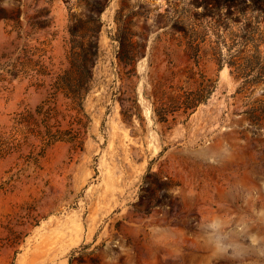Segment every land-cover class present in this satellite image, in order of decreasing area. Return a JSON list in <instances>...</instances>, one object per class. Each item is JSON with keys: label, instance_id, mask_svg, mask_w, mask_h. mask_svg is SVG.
Here are the masks:
<instances>
[{"label": "rangeland", "instance_id": "obj_1", "mask_svg": "<svg viewBox=\"0 0 264 264\" xmlns=\"http://www.w3.org/2000/svg\"><path fill=\"white\" fill-rule=\"evenodd\" d=\"M256 4L0 0V264H264Z\"/></svg>", "mask_w": 264, "mask_h": 264}, {"label": "trees", "instance_id": "obj_2", "mask_svg": "<svg viewBox=\"0 0 264 264\" xmlns=\"http://www.w3.org/2000/svg\"><path fill=\"white\" fill-rule=\"evenodd\" d=\"M254 1L257 2L256 4L257 9H261L264 6V0H254ZM216 5H218V3ZM228 65L231 66V64H228ZM230 72H232L231 69H230ZM210 92H211V89H206L204 93H201L195 89V90H190L189 95H183V96L179 95L178 98L183 99L181 101V106H182L183 111H186L187 113L192 112L200 102H203L206 100ZM162 119H166L165 116Z\"/></svg>", "mask_w": 264, "mask_h": 264}]
</instances>
